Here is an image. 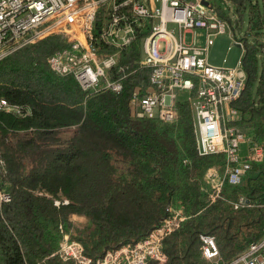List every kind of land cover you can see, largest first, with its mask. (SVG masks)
<instances>
[{
    "label": "trees",
    "instance_id": "16d2710c",
    "mask_svg": "<svg viewBox=\"0 0 264 264\" xmlns=\"http://www.w3.org/2000/svg\"><path fill=\"white\" fill-rule=\"evenodd\" d=\"M228 1L237 17L232 35L242 44L245 74L232 107L239 113L237 125L262 153L250 161L239 185L224 183L219 192L206 174L211 168L222 174L224 156L198 154L187 101L176 104L173 123L138 119L131 110L132 93L149 88L150 71L140 65L148 26L127 49L99 46V53H117L118 67H128L124 74L110 72L113 79L123 76L118 94H88L71 76L50 69L49 57L67 45L61 35L0 61V99L19 109L0 112V184L11 197L0 205V264H98L144 241L171 217V209H181L182 220L161 242L165 261L149 264H211L202 255L201 235L213 238L225 262L260 240L264 13L251 0ZM104 14L97 18L96 36ZM245 17L247 30L239 39L236 32ZM73 216L87 224L74 227ZM65 237L76 258L62 250Z\"/></svg>",
    "mask_w": 264,
    "mask_h": 264
},
{
    "label": "built area",
    "instance_id": "2783aa9c",
    "mask_svg": "<svg viewBox=\"0 0 264 264\" xmlns=\"http://www.w3.org/2000/svg\"><path fill=\"white\" fill-rule=\"evenodd\" d=\"M203 1L206 6L202 0H0V61L48 36L61 35L67 45L49 57L50 69L60 77L71 76L88 94L99 90L118 94L123 76L113 79L110 72L117 69L124 74L128 67H118L117 53H99V46L127 49L138 30L148 26L140 42V65L150 71L149 88L132 93L131 110L138 119L173 123L176 104L187 101L198 154L224 156V169L214 186L219 192L224 183L239 185L250 170V161L260 156L262 149L251 144L237 125L239 113L232 107L245 85L240 63L235 68H215L207 63L214 37L229 32L241 49L242 44L216 8ZM101 11L105 14L96 36ZM168 25L175 29L168 30ZM186 34L192 35L189 43ZM180 94L185 97L180 99ZM0 112L19 113V109L0 99ZM10 201L8 191L0 184V205ZM170 213L171 217L144 241L108 254L98 264L163 263L161 242L182 220L181 209H171ZM199 238L202 255L211 264H264V223L260 240L229 262L222 260L212 237ZM62 250L76 258L75 246L68 244L66 237Z\"/></svg>",
    "mask_w": 264,
    "mask_h": 264
},
{
    "label": "rangeland",
    "instance_id": "374dc122",
    "mask_svg": "<svg viewBox=\"0 0 264 264\" xmlns=\"http://www.w3.org/2000/svg\"><path fill=\"white\" fill-rule=\"evenodd\" d=\"M182 3H191L194 0H180ZM210 4H212L217 12L220 10L223 14L228 16L231 20L230 29L232 33V27H235V23L237 22V17L233 13L234 7L228 0H206ZM252 3L258 4L261 9V13H264V0H251ZM263 7V8H262ZM260 13V14H261ZM175 29V26L168 25V30ZM247 30V17L244 18L243 23L241 25V30H237L236 36L240 39L242 38L244 32ZM264 36V32L262 33ZM192 35L186 34L185 41L189 43L191 41ZM198 40L201 41V37H198ZM198 41V42H199ZM264 43V40H262ZM242 57V49L237 47L232 40V36L229 32L224 35H219L213 38V45L209 47L207 51V63L215 68H235L240 63ZM184 94H180L179 98L183 99ZM243 130V129H242ZM244 148V146H243ZM221 174H219L220 176ZM209 181V180H208ZM72 222L74 227L80 229L84 227L87 222L85 219L81 217L72 218Z\"/></svg>",
    "mask_w": 264,
    "mask_h": 264
},
{
    "label": "crops",
    "instance_id": "0c3cea01",
    "mask_svg": "<svg viewBox=\"0 0 264 264\" xmlns=\"http://www.w3.org/2000/svg\"><path fill=\"white\" fill-rule=\"evenodd\" d=\"M245 155H246V150L244 146V148L242 149V156L244 157ZM206 178L207 180H209L212 186H215L216 184H218L220 176H219L217 169L211 168L210 170H208L206 174ZM75 217L77 218L78 216H73L72 218H75Z\"/></svg>",
    "mask_w": 264,
    "mask_h": 264
},
{
    "label": "water",
    "instance_id": "95a60500",
    "mask_svg": "<svg viewBox=\"0 0 264 264\" xmlns=\"http://www.w3.org/2000/svg\"><path fill=\"white\" fill-rule=\"evenodd\" d=\"M202 4L206 6V5H207V2H205V1L202 0ZM235 45H236L237 47H239L238 44H235ZM246 203H248V202H246Z\"/></svg>",
    "mask_w": 264,
    "mask_h": 264
}]
</instances>
